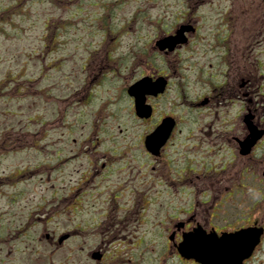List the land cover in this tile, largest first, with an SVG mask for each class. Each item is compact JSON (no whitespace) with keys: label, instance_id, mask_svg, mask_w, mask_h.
Wrapping results in <instances>:
<instances>
[{"label":"flooded vegetation","instance_id":"flooded-vegetation-1","mask_svg":"<svg viewBox=\"0 0 264 264\" xmlns=\"http://www.w3.org/2000/svg\"><path fill=\"white\" fill-rule=\"evenodd\" d=\"M116 4L125 2L101 3L103 10L92 14L96 17L86 13L88 23L68 33L74 15L84 11L76 9L72 21L63 19L57 39H49L65 56L43 60L26 79L32 85L46 81L36 88L45 97L42 120L34 118L43 127L28 130L31 146L10 147L39 157L0 176V182L14 186L39 173L36 181L50 189V197L66 203L54 205L59 216L90 208L93 222L101 218L110 234L107 264H142L146 258L144 264H201L191 258V232L222 237L231 245L241 230L262 228L259 243L242 261L260 264L264 217L253 211L257 207L259 213V197L244 207L242 195L259 191L255 175L264 180L259 161L264 135L247 153L240 142L248 134L247 114L264 130V7L254 17L243 3L237 8L236 0H140L131 11ZM204 5L210 10L203 11ZM243 18L252 22L248 28L240 25ZM39 42L48 47L45 35ZM40 52L44 59L49 53ZM67 57L76 60L64 68ZM2 86L0 81V95ZM58 87L62 93L53 92ZM69 163L77 170L72 179L65 168ZM51 206L42 205L45 215L32 222L47 223ZM93 225H68L56 239L43 226V235L62 244ZM121 246L124 257L117 256ZM96 250L106 262L100 245Z\"/></svg>","mask_w":264,"mask_h":264},{"label":"rangeland","instance_id":"rangeland-1","mask_svg":"<svg viewBox=\"0 0 264 264\" xmlns=\"http://www.w3.org/2000/svg\"><path fill=\"white\" fill-rule=\"evenodd\" d=\"M75 1L0 0V81L3 82V95H0V136L3 137V146H7L3 147L4 152L2 151L1 154L2 143L0 140V176L9 175L19 167L28 165L39 157L36 154H30L27 150L10 147L31 146L29 139L26 137L27 130L43 127L40 122L42 119L36 122L34 117L44 111L45 97H41L36 88L37 85L45 84L46 81L40 82V79H38L35 82L36 87H34L35 85H32L26 79L28 76H34V72H37L38 68L44 65L43 60L48 61L53 57H60L63 53L61 52V46L58 44L52 46L49 39L53 35L58 36L61 34L62 26H58L61 19L69 17V21H72L71 15L74 11L72 7L77 4ZM77 1L81 3L80 8L87 11L81 12L82 20L80 21L79 13L75 14L74 18L78 29H75L76 24L74 26L68 25V33H77L79 32V26L88 23V20H83L87 17L86 13L89 12L93 18L101 11V5H94V2L102 0ZM137 1L140 0H125V4L120 5L126 8V11H131ZM236 1L237 8L240 3H243L244 7L253 11L254 17H256L255 12L257 14L262 12L264 7V0ZM201 9L203 11L210 10L208 5L202 6ZM252 11L245 10L244 15L251 17ZM93 12L96 13L95 16L92 15ZM94 19L91 22H94ZM251 23L249 18H243L240 25L248 28ZM42 35L47 37L46 44H48V47L42 46V43L39 42ZM36 45H38L36 52H33ZM39 45L42 46V50H40ZM40 51L49 52L45 59L46 54ZM31 55L34 56V59L30 58ZM62 55L65 56L64 53ZM67 59L69 62L64 64V68L72 66L76 60L74 57H67ZM13 75L14 80L11 79ZM17 85L21 87L19 92L15 91ZM60 89L61 87L53 89V92L62 93ZM261 91L264 93V77ZM259 157L260 164L263 163L264 165V148L259 152ZM65 168L68 174L71 173V179L76 176L75 163H69ZM38 174L35 172L30 173L28 181H17L14 186L8 180L0 182V235L5 232V235L2 236L5 240L0 238V264H94L95 261L92 259L91 253L99 245L107 257L105 261L111 260L108 259L110 256L109 249L111 248H108L107 242L110 234L106 227L100 225L101 218L97 217L93 222L88 212L90 208H84V213L81 215H70L67 218L59 216L54 210V205L60 208L66 203L57 202L55 197H50L48 194L50 189H46V185L40 184L39 179L36 181L39 177ZM257 177L262 180V182H259L260 184L257 183ZM56 186L64 189L63 184H56ZM254 186V190L259 191L254 192L255 194L252 197L242 195V206L250 205L251 207L259 197V213L257 214V207L253 211L262 218L264 217V180L261 176L255 175ZM246 191H248V194L251 193L248 188H245L244 193ZM9 194H15V196L10 198ZM50 202L52 203V213L49 215L47 223L41 219L40 224H34L32 220L37 221L36 216L45 215L41 206ZM99 204L105 205V203H96L95 205ZM74 224L85 227L91 224L94 225L90 227L89 233L81 234L79 232L78 239L72 237L62 244L53 243V240H47L43 235V226H45L47 232L54 236L53 239H56L61 234L60 232L65 230L66 226ZM25 225H29L30 228L25 231L19 230L20 227ZM119 249L120 252L117 253V256L124 257L126 249L122 246ZM259 257L260 264H264V252ZM155 263L153 261V264ZM126 264L129 263L126 262Z\"/></svg>","mask_w":264,"mask_h":264},{"label":"water","instance_id":"water-1","mask_svg":"<svg viewBox=\"0 0 264 264\" xmlns=\"http://www.w3.org/2000/svg\"><path fill=\"white\" fill-rule=\"evenodd\" d=\"M250 231V230H249ZM247 231H241L237 237L239 240L242 239L243 235ZM260 234V233H259ZM195 240H191V257H195L202 264H223V259H238L241 261L242 258L248 256L252 250V246L257 242V239L248 243H243L242 240L239 245L232 247L225 242H220L219 245L207 246L208 240L206 238L194 237ZM254 242L251 246L247 244ZM235 250V251H234Z\"/></svg>","mask_w":264,"mask_h":264}]
</instances>
